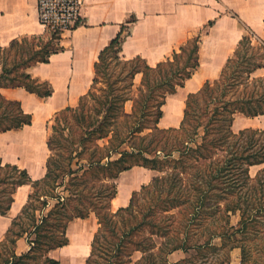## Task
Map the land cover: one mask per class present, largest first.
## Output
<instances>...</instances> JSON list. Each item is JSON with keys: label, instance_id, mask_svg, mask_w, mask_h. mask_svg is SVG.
<instances>
[{"label": "trees", "instance_id": "trees-1", "mask_svg": "<svg viewBox=\"0 0 264 264\" xmlns=\"http://www.w3.org/2000/svg\"><path fill=\"white\" fill-rule=\"evenodd\" d=\"M134 22L131 20L129 24ZM212 25L213 22H210L207 27ZM124 30L101 52L99 60L95 64L93 84L89 92L81 98L78 109L67 108L58 113L55 119H59L66 113H72L73 118L75 117L77 120L81 117L84 122L89 119L93 120L95 117L103 118L98 128L87 132L95 140L99 155L89 158L81 157L79 160V164L82 161L87 162L89 172L112 169V173L108 174L106 178L117 180L123 172L134 167H144L161 173V175L155 177L148 185L142 186L140 191L134 192L129 206L119 209L115 214L111 209L112 203L118 195L116 186H113L108 211L102 212L97 208L72 210L71 217L60 233L62 237L51 233L50 243L45 245L46 249H43L41 238L47 237L50 230L46 231L47 234H42V225L60 211L59 207L64 208L68 197L64 194L58 195L55 197L54 204L45 200L43 208L47 209V215H44L43 212L42 215L45 217L42 215L38 217L37 225L30 233L16 232L22 217L30 208L31 204H27L22 213L13 220L4 240L0 242L2 250L0 264H28L30 260H34V262L36 260L41 264H60L59 261L49 256L50 252L69 244L67 228L71 221L88 219L94 212L100 227L94 236L91 255L86 262V264H93L106 221L121 214L132 213L139 196L154 186L159 187L164 182L168 186L170 185V189L166 192L170 203L163 210V219H174L182 212L180 208L182 205L177 204L175 199V194L178 193L175 187L177 184L180 185V193L185 191L190 195L186 202L191 208L188 227L190 226L191 229L202 223L208 225L212 220L209 230L213 232L206 243L208 247L213 246L216 238L220 239L221 243L239 239V243L233 242L230 250L241 249L240 264H246L248 261L246 260L248 254L246 244L249 239H260V246L264 248V131L246 129L235 133L232 130L237 114H243L250 118L264 116V76L256 77L254 75L264 65V41L253 45L254 34L252 31H248V35L242 39L237 50L228 59L220 78L213 82H207L199 92L189 95L180 128L163 130L159 128V123L163 117V107L166 105L168 96L176 94L179 88L184 87L186 81L192 78L200 67L202 35L188 40L179 50L174 51L172 57L160 62L156 67H151L141 57L125 60L121 56ZM63 49L61 36L56 34H52L49 40L37 36L23 37L14 40L10 46L0 49V134L23 129L32 125L33 120L31 115L23 111L19 102L6 99L1 93V89L22 88L42 99L51 97L54 93L52 86L48 82L34 79L28 70L38 64L49 63L52 55L63 51ZM248 50L249 52H247ZM115 66L120 67L119 74L116 76L115 72H112L109 75V71L113 70ZM106 75H109L107 85L99 90L97 87L101 83V79H107ZM138 75H142V81L135 92V80ZM123 83L126 84L122 86ZM99 91L100 94H98ZM200 99L205 100L206 111L202 115L209 113L210 104L216 105L208 122L197 121L198 126L202 127L201 124L205 126V135L198 142L194 134L183 148L173 149L169 153L157 148V145L152 148L151 145H130L126 148L129 139L121 140L119 131L115 128L121 118L125 121L124 123H131L130 134H128L130 140L136 139L146 130H153L154 133L178 132L185 129L189 106L191 116L193 102H198ZM90 101H95L94 113L83 114V109ZM128 102L133 103L131 113L126 111ZM219 118L223 119L224 124L215 133L213 125L215 122L221 121ZM113 126L114 128L110 129ZM153 135L148 134L142 140L153 138ZM100 142L104 144L100 146L98 144ZM48 147L50 153L54 151L52 137H49ZM189 158L190 162L193 160V163H196L192 166H196L198 170L208 174L206 182H199L196 178L191 177V173L190 178L186 175L184 162ZM52 161L53 158L50 154L46 177L41 181L34 182L26 170L15 165H4L0 160V214L2 216H7L11 210L18 188L24 185L32 186L34 194L30 195L29 201L38 195L39 189L47 184L52 177ZM254 167H261V169L253 176L251 169ZM88 171H85L82 177ZM76 173L69 172L71 175ZM207 210L208 214H206ZM34 217L37 218V215L34 214ZM234 217H239L237 225L233 224ZM251 225H256L258 230L252 232ZM188 231L184 227L180 228L179 236L184 235L185 238L180 240V243L172 242L167 249H165L164 243L160 245L157 243V238H163L169 234L164 235L160 231L150 232L148 246L142 247L140 245L143 240L138 241L133 246L129 259L123 264L146 262L155 264L159 257L161 261L167 262L168 257L177 251L189 252L194 249L201 253L206 245L201 248L196 244H188ZM24 235L28 237L31 249L27 254L18 256L16 253L17 243L24 238ZM39 251H43L40 258L35 256ZM135 252H140L143 255L136 262L132 260ZM229 261H226L225 264H231ZM112 264L116 263L112 262Z\"/></svg>", "mask_w": 264, "mask_h": 264}, {"label": "crops", "instance_id": "crops-1", "mask_svg": "<svg viewBox=\"0 0 264 264\" xmlns=\"http://www.w3.org/2000/svg\"><path fill=\"white\" fill-rule=\"evenodd\" d=\"M131 20L135 22L129 24ZM210 22L213 25L207 27ZM123 29L121 56L125 60L141 57L151 67L172 57L174 51L203 30L200 67L184 87L168 96L159 123L160 129H179L189 95L199 92L207 82L220 78L228 59L248 31L253 32L255 43L264 41V0H87L82 9V24L61 36L63 51L52 55L49 63L28 70L34 79L48 82L54 90L53 95L42 99L22 88L1 89L6 99L19 102L33 119L32 125L0 134V160L4 165L26 170L34 182L46 177L51 154L48 124L61 111L78 106L93 84L95 64L101 52ZM31 36L50 39L39 22L38 0H0V49L10 46L14 40ZM254 75L264 76V65ZM137 79L141 84L142 75L135 81ZM172 98L177 103L171 101L169 104ZM175 109L179 114L173 113ZM246 129L264 131V116L250 118L237 114L232 130L239 133ZM138 170L152 171L134 167L121 173L116 181ZM148 184H141L130 197L118 192L114 201L120 205L119 209L128 207L133 193ZM32 191L31 185L18 188L8 215L0 214V242L28 204ZM91 217L78 220L86 221ZM75 223L71 221L67 228L69 244L49 254L60 264H86L91 255L96 232L86 229L75 233L72 227ZM30 249L24 237L18 241L16 253L22 256ZM181 253L174 252L169 259Z\"/></svg>", "mask_w": 264, "mask_h": 264}, {"label": "rangeland", "instance_id": "rangeland-1", "mask_svg": "<svg viewBox=\"0 0 264 264\" xmlns=\"http://www.w3.org/2000/svg\"><path fill=\"white\" fill-rule=\"evenodd\" d=\"M203 33V30L197 32L194 37ZM252 40L253 45H257L254 38H252ZM247 52H249V50ZM113 70L111 69L108 74L110 75L112 72H115L117 76L120 72V67L115 66ZM109 75H106V80L101 79V83L97 87L99 90L106 87ZM139 82V79L135 81V92L140 85ZM126 83H123L122 86H124ZM98 94H100V91ZM171 101L177 103V100L175 101L174 98L169 100V104ZM78 107L79 104L77 107H75V109H78ZM95 108V101H90V103L83 109L82 113L86 115L94 113ZM215 108V104H210L209 113L202 115L206 111L205 100L200 99L198 102H193L191 116L189 106L188 120L186 122L185 129H182L178 132L162 131L154 133L153 130H146L144 133L138 135L136 139L130 140V135L128 134H130L129 130L131 123H124L125 121L121 118L119 119V123L115 125V128L119 131L118 134L121 136V140L125 138L129 139V143L126 145V148H128L130 145H151V148L154 145H157V148L163 149L164 152L169 153L173 149L183 148L186 142L189 141L190 137L194 136V134V137H196L198 142H200L202 137L205 135V126L203 124H201L202 127L198 126L197 121L199 122L201 120L202 123L208 122L209 118L212 116L210 114H213V110ZM132 110L133 103L128 102L126 105L127 113H131ZM177 110L178 109H175L173 113L179 114ZM219 119H221V121L219 120V122H215V125H213L215 133L217 132L216 130L224 124L223 119ZM133 120L135 121V119ZM102 121V117H95L93 120L89 119L85 120L84 122L81 117H79L77 120L75 117L73 118L72 113H66L59 119L54 118L51 123L48 124V135L49 137H52V143L54 147V151L51 152V156L53 158L51 166L52 177L47 184L39 189L38 195L33 197L31 201H28V205L31 204L30 208L28 212L22 217L23 219L16 228V232L26 231L30 233V231H32L37 225L38 217H41L43 212L44 215H47V209L43 208V203L45 200H48L54 204L56 202V196L61 194L67 196L68 201L66 202L64 208L59 207L58 209H60V211L57 212L55 216L50 218L46 224L42 225V234H47V232L50 230V233L47 234V237L41 238L43 249H46L47 246L45 245L50 243V236L52 235L51 233L62 237L60 233L69 217H71L72 210L77 208H86L88 210L97 208L98 210H102V212L105 210L108 211L109 199L113 192V186L117 187L119 195L121 192H123L126 196L130 197L133 190L140 189L141 184L144 182H146V184L150 183L155 177L161 175V173L156 171L138 170L127 175H123L118 181H116L106 178L108 174L112 173V169L101 170L99 172L97 170L94 172H89L86 161H82L79 164L81 157L89 158L91 156L94 157L99 155L98 150L96 149L95 140H93V138H91L87 132L88 130L91 131L94 128H98ZM192 123L193 125L191 126ZM87 127H90L91 129H86ZM113 128L114 126L110 129ZM148 134H154L153 138L149 137L143 141V137L148 136ZM45 135L47 136V134ZM98 144L101 146L104 143L100 142ZM192 164L196 163H193V160L190 162V158L185 160L184 172L186 171V175H188L190 178L191 173V177L196 178V180L199 182H206L208 179V174L202 170H198L196 166H192ZM259 169H261V167L252 168V175H255ZM85 171H88V173L82 177ZM69 172L77 173L71 175ZM175 187L176 190H178V193L175 194L176 203L182 205L180 206L182 212L174 219H163V210L168 205V203H170L168 201L169 198L167 199L166 197V192L168 189H170V185L168 186L166 182L159 185V187H152L150 190L145 191L141 196H139L132 213L121 214L116 218L109 219V222L106 221V218V226L104 228V232H102L100 235L101 238L97 246V255L93 264H112V262H115L116 264H123V262L129 259V255H131L133 251L132 248L138 241L143 240V243H141L140 246H148L149 233L152 231H160L164 235L169 234L163 238H157V243L159 245L164 243L165 249L169 248L172 242L180 243V240L185 238L184 235L180 237L178 233L180 228L183 227L184 229L189 230L188 244H196L201 248L205 246L208 242L210 234L213 232L212 230H209L212 220L209 221L210 223H208V225H206V223H202L201 225L190 229V226L188 227V225L190 224L191 208L189 203L186 204L188 197L190 198V195L185 193V191L180 193V185L176 184ZM31 194H34V190ZM119 207L120 205L117 206V201H114V203H112L111 211L115 214L118 212ZM34 214L37 215V218L34 217ZM206 214H208V210ZM91 216L92 217L86 221H81L78 219L73 220L77 222L72 226L75 230V233L86 229H91L93 233L99 230L100 226L98 223V218H96L97 215L92 212ZM238 222L239 217H234L233 224L237 225ZM250 230L252 232H256L258 228L256 225H251ZM25 236L26 235H24V237ZM238 240L239 239H235V241H223V243H221L220 239L216 238L214 240L213 246L208 247L206 245L202 249L201 253H198L194 249L186 253H183L182 251V253L178 254L176 257L170 259L168 257L167 262L161 261L159 257L155 264H173L176 260L182 259L184 260L180 261L178 264H225V262L229 260L231 264H240L242 260L241 249L237 248L230 250V246L233 245V242H240ZM260 243V239L248 240L246 244L248 250L246 260L248 261L246 264H264V248H261ZM73 248L75 249V247ZM1 252L2 250L0 247V253ZM42 253L43 251H39L35 256L40 258ZM142 256V253L135 252L132 256V260L136 262L140 260ZM37 262L36 260L35 262L34 260H30L28 264H41ZM149 263L150 262H146L143 264Z\"/></svg>", "mask_w": 264, "mask_h": 264}, {"label": "built area", "instance_id": "built-area-1", "mask_svg": "<svg viewBox=\"0 0 264 264\" xmlns=\"http://www.w3.org/2000/svg\"><path fill=\"white\" fill-rule=\"evenodd\" d=\"M87 0H38L39 22L46 34L62 36L82 24V9Z\"/></svg>", "mask_w": 264, "mask_h": 264}, {"label": "bare ground", "instance_id": "bare-ground-1", "mask_svg": "<svg viewBox=\"0 0 264 264\" xmlns=\"http://www.w3.org/2000/svg\"><path fill=\"white\" fill-rule=\"evenodd\" d=\"M17 207V206H16Z\"/></svg>", "mask_w": 264, "mask_h": 264}]
</instances>
